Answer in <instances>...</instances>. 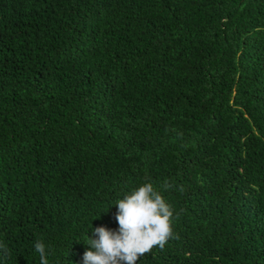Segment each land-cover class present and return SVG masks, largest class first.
<instances>
[{"label": "trees", "instance_id": "16d2710c", "mask_svg": "<svg viewBox=\"0 0 264 264\" xmlns=\"http://www.w3.org/2000/svg\"><path fill=\"white\" fill-rule=\"evenodd\" d=\"M146 183L136 264H264V0H0V264H84Z\"/></svg>", "mask_w": 264, "mask_h": 264}, {"label": "clouds", "instance_id": "9594fccd", "mask_svg": "<svg viewBox=\"0 0 264 264\" xmlns=\"http://www.w3.org/2000/svg\"><path fill=\"white\" fill-rule=\"evenodd\" d=\"M118 234L103 227L95 229L98 240H90L93 251H86L84 264H136L139 257L155 246L161 249L172 233V212L161 195L146 183L117 203ZM35 250L41 264H47L45 245L37 241Z\"/></svg>", "mask_w": 264, "mask_h": 264}]
</instances>
